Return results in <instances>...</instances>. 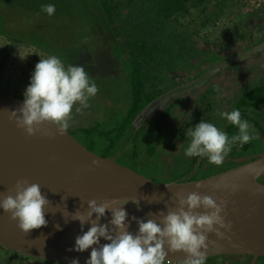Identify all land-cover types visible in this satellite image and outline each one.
Wrapping results in <instances>:
<instances>
[{
    "label": "water",
    "instance_id": "obj_1",
    "mask_svg": "<svg viewBox=\"0 0 264 264\" xmlns=\"http://www.w3.org/2000/svg\"><path fill=\"white\" fill-rule=\"evenodd\" d=\"M263 51L264 41L229 56L192 81L161 94L137 114L133 121L135 130L138 131L150 118L158 119L177 99L201 90L216 74H225L224 70L233 63ZM23 101L0 92V193L15 196L18 180L39 184L42 195L50 201L45 209L48 223L25 235L18 227V220H12L9 213L0 209V246L5 250L60 264H71L74 259L79 264H86L91 248L83 252L70 249H74L76 237L92 225L85 223L82 229L80 222L72 220L71 215L76 211L86 214L88 201L108 199L112 207H120V201L125 197L139 200V205L131 200L123 205L131 221L128 231L136 234L138 224L131 220L132 217L146 222L154 218L149 213L157 214L163 210L166 214L178 206L176 193L186 197L196 191L212 197L217 203L225 201L221 215L232 225L230 231L221 229L225 233L223 238L215 233L208 234L206 259L247 255L254 257L255 263L264 257V183L259 181L264 176V152L253 160L202 180L160 182L113 157L96 154L68 130L60 135L55 126L46 123L36 135H27L9 119L10 112L21 107ZM234 185L236 191H233ZM95 218L94 213L92 219ZM111 218L112 213L106 210L99 223L108 224L112 229L114 226L108 223ZM106 243L109 241L100 238V245ZM185 258L183 252H169L165 261L183 264Z\"/></svg>",
    "mask_w": 264,
    "mask_h": 264
},
{
    "label": "rangeland",
    "instance_id": "obj_2",
    "mask_svg": "<svg viewBox=\"0 0 264 264\" xmlns=\"http://www.w3.org/2000/svg\"><path fill=\"white\" fill-rule=\"evenodd\" d=\"M208 1L209 6L205 13H202L204 7H194L187 17L179 19V23L169 22L164 29L170 38L171 51L180 68L177 75L169 74L171 77L166 79L169 82L170 79L181 80L192 76L193 68L187 73L188 68L192 66H210L211 63L204 61L212 52L227 55L233 49L244 47L251 39L255 41L264 33V0ZM47 4L55 5L54 15L49 16L41 10V6ZM113 39L111 26L99 0H0V92L24 100V92L31 82L35 65L40 59L55 55L65 67L83 66L98 87V92L89 100L88 107L77 112L76 108L80 105L74 106L68 131L77 136L80 127L101 122L107 127L112 126L124 120L130 104L128 72L118 55ZM258 59L257 55L249 62H243L240 70L236 71V78H245L255 74L258 68L261 69ZM250 88L252 83L241 90V93ZM205 97L202 95L196 101L198 106L211 108L206 117L211 118L212 124L224 131L227 120L218 116L217 110L225 112L230 103L226 102L223 106L225 95H220L216 100H206ZM203 112L199 109L195 113L197 118L193 124L202 120L198 116ZM177 118L179 122L182 119L181 116ZM257 120L254 121L261 124L264 122L262 119ZM156 121L151 119V131L142 127L144 130L140 140L143 146L154 147L156 152L151 157L142 156L144 163L138 171L151 177L163 173L166 169H169L170 174H175L176 163L183 159L181 154L176 155L181 149L173 147L164 151L166 135L159 139L160 144L155 143L160 136L155 127ZM190 123L183 122L182 128H187ZM254 135V146L261 148L262 139L256 133ZM143 139H150L154 143L147 145ZM130 146L131 144H127L124 151ZM121 152L116 154L115 160ZM201 160L202 157H199L197 163ZM203 161L206 159L203 158ZM188 165L184 162L185 170ZM0 252V264H60L20 255L12 250L8 252L9 256L1 249ZM241 259L231 257V261H236L235 264H246ZM217 260L210 263L234 264ZM165 264L177 263L165 261Z\"/></svg>",
    "mask_w": 264,
    "mask_h": 264
},
{
    "label": "clouds",
    "instance_id": "obj_3",
    "mask_svg": "<svg viewBox=\"0 0 264 264\" xmlns=\"http://www.w3.org/2000/svg\"><path fill=\"white\" fill-rule=\"evenodd\" d=\"M41 10L49 16L56 11L52 4L42 5ZM97 92L96 83L90 79L83 66L65 67L60 58L49 56L40 59L35 65L31 82L24 92L23 105L12 110L9 119L14 120L16 126L29 136L36 135L46 123L55 126L58 133L63 135L70 127L74 106L80 105L76 108L77 112L88 107L89 100ZM217 115L235 126L237 133L229 137L214 124L201 120L195 127L186 130L188 144L185 156L207 157L208 163L220 166L237 143L243 147L256 138L254 127L241 119L238 109L230 112L217 110ZM14 190L15 196L0 193V209L9 213L12 220H18V227L25 235L33 229L47 226L45 209L50 201L42 195L41 186L18 180ZM236 190L237 186L234 185L233 191ZM175 195L178 206L174 210L169 209L166 214L163 210L157 214L149 213L154 218L146 222L132 217L131 220L138 224L136 234L128 231L131 221L123 205L129 200L139 205V200L125 197L121 199L120 207H112L108 199L88 201L87 213L76 211L71 219L78 220L82 229L85 223H91L92 226L76 237L74 249L70 250L83 252L91 248L86 264H165L169 252L185 253L183 264H205L208 234L215 233L217 237L223 238L225 233L221 229L231 230V222H226L225 216L221 215L226 202L221 200L217 203L212 197L196 191L186 197L181 193ZM198 209L204 211L199 212ZM106 210L112 213L108 222L114 226L112 229H109L108 224L99 223ZM94 213L96 218L93 220ZM56 227L59 229L60 226ZM100 238L109 243L100 245ZM71 264L79 262L74 259Z\"/></svg>",
    "mask_w": 264,
    "mask_h": 264
},
{
    "label": "trees",
    "instance_id": "obj_4",
    "mask_svg": "<svg viewBox=\"0 0 264 264\" xmlns=\"http://www.w3.org/2000/svg\"><path fill=\"white\" fill-rule=\"evenodd\" d=\"M99 2L111 26L118 55L123 60L128 72L130 104L124 120L118 121L112 126L108 125V127L102 122L88 127H80L77 130V138L93 152L103 157L114 158L119 151H122L116 161L138 170L144 163L142 156L151 157L156 150L154 147L143 146L140 136L144 128L135 132L133 121L147 104L172 88L173 85L166 80L171 77L169 74L177 75L180 71L174 53L171 51L172 43L169 42L170 38L167 37L164 29L169 22L179 23V19L187 17L194 7H204L202 13H205L209 1L99 0ZM260 38L264 41V33L258 39L260 40ZM209 55V58L207 57L204 62L213 64L216 60L222 59L214 52ZM200 67L201 65H199ZM191 68L195 69L192 66L188 68L187 73L192 70ZM261 103H264L263 86L248 91L233 109H238L241 112V119L247 120L250 125L255 127L257 122L254 120H261V116L264 114L251 116L248 110L252 106L259 107ZM201 115L199 114V119H202ZM225 128L229 137L238 131L228 122ZM159 139L160 136L155 143H159ZM143 141L147 145L154 143L150 139H143ZM127 144H131V146L124 151ZM259 151H264V144L261 148H256L251 140L243 147L237 143L230 155L235 157ZM196 160L197 157L192 160V165ZM229 164L230 166L235 165ZM175 180L172 178L167 181L174 182ZM0 249L9 256L10 250H5L1 246Z\"/></svg>",
    "mask_w": 264,
    "mask_h": 264
},
{
    "label": "flooded vegetation",
    "instance_id": "obj_5",
    "mask_svg": "<svg viewBox=\"0 0 264 264\" xmlns=\"http://www.w3.org/2000/svg\"><path fill=\"white\" fill-rule=\"evenodd\" d=\"M261 42H263L261 38L260 40L257 38L255 41L251 39L248 42V44L245 45L244 47H241L240 49H233L229 54L224 55V56L220 52H218L217 55L220 56L222 59L216 60V62L211 64L210 66L206 68L205 67L199 68V66H195L194 67L195 69L193 70L194 73L192 76L183 78L181 80H171L170 79V83L173 86L169 90L177 86H180L184 83H187L189 81H192L193 79L202 75L211 66L220 63L221 61L225 60L229 56L236 55L241 52H245L251 49L252 47L258 45ZM256 56L257 55L248 57L247 59L239 63L237 62L233 63L230 67L224 70L225 74L219 73L213 76L212 78H210L208 83L201 90H198L190 95L186 94L183 97L177 99V101L173 105H171L166 111H164L158 119L151 118L153 121L157 120L155 123V127L157 131L160 133V138H163L164 135H166L167 137V140L164 141L165 143L164 151L167 149H171L173 147H180L181 150L176 155L181 154V157H183V159H181L179 162L176 163L175 174L174 172L173 174H170L169 169L168 170L166 169L163 173L155 174L152 177L148 175L149 177L157 181H160V182H168L167 180H170L172 178L176 179L175 180L176 182H189V181L202 180V179L214 176L218 173L224 172L226 170H229L231 168L237 167L247 161L253 160L254 158H256L257 155L262 154L264 152V151H259L256 153H251V154H246V155H237L235 157H232V155L229 154L227 157H225L223 164H221L220 166H216L214 164L208 163L207 157H202V160L199 163H197L199 159V157H197L195 164L192 165V160L195 158V156L187 157L184 155L186 146L188 144V140H187L188 138L186 137V134H185L186 130L189 127H195L197 124L200 123V121L198 122L197 120V122L193 124L194 120H196L197 118V115L195 113H197L199 109H202V112L204 111L202 113L203 115L202 120L208 123H212L211 118L206 117L208 116L206 115V113H208L212 109L211 108L206 109L204 106L203 108L202 107L200 108L198 106V102H196L202 95L206 96L204 98L206 100L208 99L216 100L220 98V95H225L226 96L224 98L225 100L222 101L224 102L223 106L227 104L226 102H229L230 104L229 106H227V110L225 112H228V111L230 112L248 91H251L252 89H255L259 86L264 87V51L258 54L259 59L257 60V62L261 65V69L258 68L255 74L246 76L245 78H240V79L236 78V71L240 70L241 64L243 62L245 63L249 62L251 59H254V57L256 58ZM235 80H237L238 82ZM251 83H252V88L241 93V90H244ZM254 83L256 85H254ZM220 105L222 108L221 102H220ZM248 112L251 116H257L258 114L260 115L261 113L264 114V103H261L259 107L252 106L248 110ZM178 116H181L182 118L180 122L178 121V118H177ZM261 117L263 121L264 116H261ZM151 119L149 121L144 122L146 124L142 125L141 128L144 127L146 131H151L153 129L151 125ZM185 121H190L191 123L188 124L187 128L184 129L182 128V125H183V122ZM256 124L257 125L254 127L255 133L260 137V139H262V142L264 144V135H263L264 122H262V124L257 122ZM216 127L218 128L217 125ZM225 130L226 128L224 129V132ZM203 158L206 159V161H203ZM184 162H187L189 164L188 169L186 170L183 167ZM229 163H233L235 165L230 166ZM259 181L264 183V176H262L259 179ZM222 257L223 256H217V257L206 259L205 264H211L210 261L215 260V259H218V260L220 259V261H223L224 263L226 262L231 263L233 262L231 261V257L242 258L241 261L246 264L254 263V257L247 256V255L245 256L229 255V256H225L224 258ZM235 262L236 261H234L233 263L235 264ZM254 264H264V257L258 258Z\"/></svg>",
    "mask_w": 264,
    "mask_h": 264
}]
</instances>
